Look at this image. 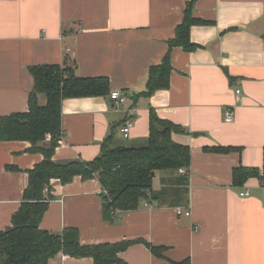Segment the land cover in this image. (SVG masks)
Listing matches in <instances>:
<instances>
[{
    "label": "crops",
    "instance_id": "0c3cea01",
    "mask_svg": "<svg viewBox=\"0 0 264 264\" xmlns=\"http://www.w3.org/2000/svg\"><path fill=\"white\" fill-rule=\"evenodd\" d=\"M190 2V39L198 46H173L170 86L146 95L149 70L163 63ZM69 59L82 77L108 78L110 91L63 100L53 160H93L104 143L146 145L153 108L184 129L174 138L190 146L191 172L156 171L153 188L162 195L112 220L103 214L97 176L56 179L40 227H75L86 245L131 241L119 253L126 264H264V180L233 185L240 165L264 174V0H0V116L29 110L31 66ZM115 90L126 102L110 98ZM38 101L45 104L46 95ZM227 108L232 122L224 120ZM31 147L0 141V231L21 206L29 170L45 158ZM179 206L191 214H178ZM49 264L95 261L59 252Z\"/></svg>",
    "mask_w": 264,
    "mask_h": 264
},
{
    "label": "trees",
    "instance_id": "16d2710c",
    "mask_svg": "<svg viewBox=\"0 0 264 264\" xmlns=\"http://www.w3.org/2000/svg\"><path fill=\"white\" fill-rule=\"evenodd\" d=\"M195 22L192 2L188 3L184 21L176 28L170 40V49L162 64L149 70L146 95L170 86L172 65L170 50L182 46L185 50L197 48L190 39V28ZM34 87L29 96V110L0 116V141L28 140L31 151H41L44 159L28 172V182L20 208L13 214L12 224L0 231V264H49L59 252L72 257H92L95 264H126L119 253L131 241L120 243L82 244L79 230L67 227L62 232H52L40 227L49 202L54 198L53 181L69 183L77 175L83 179L97 176L101 182L103 214L112 220L118 211L137 209L143 200H154L162 195L154 190L156 171L190 169L191 149L188 144L175 140L174 134L184 129L163 118L154 109L150 112V135L144 146H102L101 154L93 160L73 159L58 162L52 159L63 135L62 102L70 97L105 95L110 91L106 77H82L77 72V62L69 59L63 64H43L30 67ZM47 97L40 104L38 94ZM48 134L50 139H47ZM230 151L231 147L213 148ZM264 174L259 168L238 166L233 170V185L242 186L250 178ZM178 181H188L179 178ZM45 187L49 192H45ZM165 193V192H163ZM150 246V245H149ZM157 252V247L150 246Z\"/></svg>",
    "mask_w": 264,
    "mask_h": 264
},
{
    "label": "built area",
    "instance_id": "2783aa9c",
    "mask_svg": "<svg viewBox=\"0 0 264 264\" xmlns=\"http://www.w3.org/2000/svg\"><path fill=\"white\" fill-rule=\"evenodd\" d=\"M70 50L68 49V52ZM237 92L239 93L240 90L238 89ZM110 98L113 99L116 104H121L123 102H126L127 100V94L122 92L121 90H115L111 93ZM224 120L226 122H232L234 120V110L233 108H227L225 110L224 113ZM133 126V120H128L124 126L122 127V131L127 135L129 133V131L131 130V127ZM47 139H50V135L48 134ZM180 173L182 174H186V175H190V169H187L185 167L179 168L178 170ZM45 192H49V188L45 187ZM102 192H104L105 194L108 193V191L102 190ZM240 195L243 197H247L250 195V191L245 189V190H241L240 191ZM177 212L178 214H182L185 213L186 215H190L191 214V208H187V209H183V207L179 206L177 207Z\"/></svg>",
    "mask_w": 264,
    "mask_h": 264
}]
</instances>
